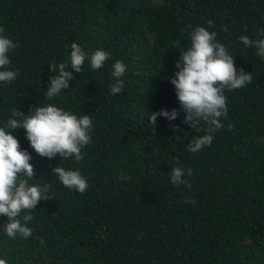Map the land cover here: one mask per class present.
<instances>
[{"label":"trees","instance_id":"obj_1","mask_svg":"<svg viewBox=\"0 0 264 264\" xmlns=\"http://www.w3.org/2000/svg\"><path fill=\"white\" fill-rule=\"evenodd\" d=\"M198 26L217 34L252 81L225 89L223 127L212 133L211 146L192 153L186 145L209 126L183 122L170 78ZM0 27L17 45L7 68L19 73L0 82V127L14 108L28 114L48 104L93 121L79 163L42 157L22 127L8 130L31 156L30 184L50 183L54 198L31 210L28 238L8 237V218L0 215V258L7 264H264V58L240 40L264 28V0H0ZM73 42L89 54L102 49L109 59L95 71L86 59L69 89L49 100V65L71 70ZM116 60L127 68L122 91L113 94ZM161 109L179 115H158L152 125L149 117ZM178 162L191 175L186 171L187 183L173 185ZM56 166L78 169L87 190L65 187L52 172Z\"/></svg>","mask_w":264,"mask_h":264},{"label":"clouds","instance_id":"obj_2","mask_svg":"<svg viewBox=\"0 0 264 264\" xmlns=\"http://www.w3.org/2000/svg\"><path fill=\"white\" fill-rule=\"evenodd\" d=\"M212 27V21H208ZM5 31L0 27V82H11L17 79L18 71L8 70L10 64L8 53L17 45L2 35ZM216 33L210 32L203 26L196 27L191 33V46L184 52L176 63L179 69L171 77L176 95L182 110L185 112L183 122L192 128L203 121L209 127L205 135L193 139L186 145L189 152L200 151L204 146H211L216 130L223 127L221 117L227 116L225 89L233 90L244 87L252 81V73H245L237 69L234 56L225 45L216 39ZM246 47H255L256 55L264 58V28L258 29L256 38L246 35L240 37ZM109 53L97 49L91 54L87 53L77 43L71 44L70 65L67 70L66 63L49 65L54 73L50 77L44 97L51 100L63 90L69 89L72 72H82L86 59L90 61L93 71L101 69L109 59ZM126 64L116 60L112 65L114 83L110 85L113 94L119 93L124 87L121 79L126 72ZM162 69V68H161ZM161 71V70H160ZM161 115L174 120L179 113L176 109L171 112L161 109L159 113H152L150 123L155 125L157 116ZM23 128L30 146L42 157L60 158L74 157L79 163L83 159L82 148L91 141L90 133L93 121L89 115L77 116L54 104L38 106L30 109L28 114L14 108L11 117L3 127H0V215L6 216L8 222L3 230L10 238L17 234L23 238L32 235V229L27 225L34 219L31 210L37 208L41 200L54 198L49 195L50 183L43 186L30 184L35 177L33 165L29 162L30 154L22 150L17 137L8 130ZM178 127V126H177ZM229 129L233 125H228ZM191 175V169L185 170L178 162L172 167L170 178L173 185L186 184L183 178L185 172ZM62 184L83 194L89 187L88 179L77 170L56 166L52 169ZM27 212V214L21 215ZM0 264H7L6 259L0 258Z\"/></svg>","mask_w":264,"mask_h":264}]
</instances>
